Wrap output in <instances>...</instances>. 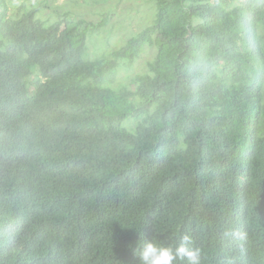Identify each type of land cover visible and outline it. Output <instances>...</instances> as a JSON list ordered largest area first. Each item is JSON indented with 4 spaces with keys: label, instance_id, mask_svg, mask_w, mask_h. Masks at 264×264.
Here are the masks:
<instances>
[{
    "label": "trees",
    "instance_id": "obj_1",
    "mask_svg": "<svg viewBox=\"0 0 264 264\" xmlns=\"http://www.w3.org/2000/svg\"><path fill=\"white\" fill-rule=\"evenodd\" d=\"M51 1H0V264H138L141 235L184 234L200 264H264V0H154L94 58L99 25Z\"/></svg>",
    "mask_w": 264,
    "mask_h": 264
},
{
    "label": "rangeland",
    "instance_id": "obj_2",
    "mask_svg": "<svg viewBox=\"0 0 264 264\" xmlns=\"http://www.w3.org/2000/svg\"><path fill=\"white\" fill-rule=\"evenodd\" d=\"M8 5L10 15H15L19 0H0ZM52 9L41 15L51 20L56 13H68L85 18L99 25L90 35L89 54L92 58L103 51L111 52L120 47L129 37L151 23L155 12L154 0H52ZM155 55V49L147 46L141 56L128 69L121 68L114 85H130L131 80L142 72H149L148 62Z\"/></svg>",
    "mask_w": 264,
    "mask_h": 264
},
{
    "label": "clouds",
    "instance_id": "obj_3",
    "mask_svg": "<svg viewBox=\"0 0 264 264\" xmlns=\"http://www.w3.org/2000/svg\"><path fill=\"white\" fill-rule=\"evenodd\" d=\"M138 264H200L201 251L191 235L178 237V242L165 245L155 238H141L133 250Z\"/></svg>",
    "mask_w": 264,
    "mask_h": 264
}]
</instances>
